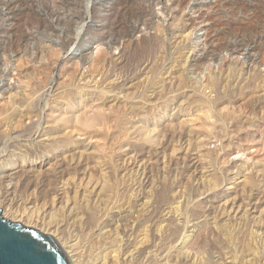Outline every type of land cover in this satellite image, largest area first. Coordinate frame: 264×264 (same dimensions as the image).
<instances>
[{"label":"rangeland","instance_id":"1","mask_svg":"<svg viewBox=\"0 0 264 264\" xmlns=\"http://www.w3.org/2000/svg\"><path fill=\"white\" fill-rule=\"evenodd\" d=\"M59 1L0 0V177L30 227L88 264H264V0Z\"/></svg>","mask_w":264,"mask_h":264},{"label":"bare ground","instance_id":"2","mask_svg":"<svg viewBox=\"0 0 264 264\" xmlns=\"http://www.w3.org/2000/svg\"><path fill=\"white\" fill-rule=\"evenodd\" d=\"M52 2H53V0H51ZM63 0H60L59 2H62ZM67 1H69V0H67ZM66 1V2H67ZM73 1V0H72ZM71 1V2H72ZM75 1V0H74ZM134 1V0H133ZM152 1V0H151ZM154 1V0H153ZM159 0H155V2L157 3ZM65 2V1H64ZM63 2V3H64ZM75 2H77V1H75ZM74 2V3H75ZM55 3V2H54ZM73 3V4H74ZM46 4H47V2H46ZM50 4V3H49ZM58 4H61V3H58ZM58 4H55L54 6H55V12L53 11V12H50V14L48 13V15L50 16V17H55V19L57 20V21H59L60 19H59V17H61V15H60V13L57 11L56 12V8H59L58 7ZM65 4V3H64ZM71 4V3H70ZM77 4V3H76ZM66 5V4H65ZM52 6V5H51ZM59 6H62V5H59ZM76 6V5H75ZM129 6V5H128ZM64 7V6H63ZM66 7V6H65ZM68 7V6H67ZM43 8H47L46 7V5L43 7ZM62 8V7H61ZM60 8V9H61ZM69 9L71 8L70 6L68 7ZM127 8V7H126ZM68 9V10H69ZM72 9V8H71ZM70 9V10H71ZM75 9H76V7H74V11H75ZM32 10V9H31ZM47 10V9H46ZM45 10V11H46ZM64 10V9H63ZM44 11V12H45ZM67 11V10H66ZM49 12V11H48ZM59 13V14H58ZM131 13V12H130ZM47 14V13H46ZM71 14H72V12H71ZM131 15V14H130ZM129 15V16H130ZM63 16V15H62ZM131 17V16H130ZM64 18V17H63ZM83 18V12L78 8L77 10H76V12H74V14H73V18L72 19H74L73 20V22H76L77 20H79V19H82ZM50 20V19H49ZM61 20H64V19H61ZM56 21V22H57ZM71 21V20H70ZM56 22H55V24H56ZM42 23H44V22H42ZM41 23V24H42ZM70 23V22H69ZM58 25V24H57ZM56 25V26H57ZM39 25H37V27H38ZM42 27H44L43 25H42ZM43 31V30H42ZM40 32V31H39ZM19 37V36H18ZM26 37V36H25ZM113 38V37H112ZM26 39H29V38H22V40H26ZM13 40V39H12ZM16 41H18V39H15ZM21 40V41H22ZM7 42H8V40H6ZM9 41H10V39H9ZM118 41V39L116 38V37H114L113 38V40H112V42H114V43H116ZM13 42H14V40H13ZM13 42H8L7 44L5 43V45L4 46H2V50H3V52H6V51H8V50H10L11 48H13V46H14V44H13ZM23 42V41H22ZM112 42H110V43H112ZM15 44H17L16 42H15ZM15 47H16V45H15ZM14 50V49H13ZM12 50V51H13ZM263 62V61H262ZM23 108V107H22ZM21 108V109H22ZM25 110V109H24ZM20 111V110H19ZM22 112V111H21ZM22 154V153H21ZM9 156V155H8ZM7 157V156H6ZM5 159V158H4ZM8 159V158H7ZM3 161V160H2ZM2 163V162H1ZM0 163V165L2 166V167H4V166H6V163H2L1 164ZM11 165V164H10ZM0 166V167H1ZM12 166V165H11ZM7 167V166H6ZM3 175V174H2ZM5 175V174H4ZM8 175V174H7ZM5 180V179H4ZM3 176H1L0 177V208H2V211H3V217H5V216H7V215H9V216H11L10 218V221L12 220V222H16V223H22V222H24V221H26L25 223L26 224H28V223H31V222H33V221H35L34 222V224L36 225V223H37V221H39L40 219H38V217H40V216H38V214L36 213V211H35V206H34V203H33V201L30 199H28V200H26V201H24L23 202V207L22 208H17V206L15 205V203L17 202V200L15 199V197H13L12 196V190L10 191V189H11V187L12 186H10V181L9 182H7V183H5L4 182V184H3ZM240 182V181H239ZM3 185V189L1 188V186ZM65 202V201H64ZM63 202V203H64ZM66 202H68L67 200H66ZM65 202V203H66ZM18 203V202H17ZM20 203V202H19ZM57 203V202H56ZM60 204V203H59ZM58 204V205H59ZM69 204V203H68ZM67 204V205H68ZM18 205V204H17ZM52 205H54V203H52ZM22 206V205H21ZM55 206H56V204H55ZM69 206V205H68ZM74 206V205H73ZM54 207V206H53ZM60 209V208H59ZM42 210V209H41ZM47 213H49V212H47ZM42 215H43V217L45 218V216H47V214L45 213V212H42L41 213ZM51 214V213H50ZM49 214V215H50ZM8 218V217H7ZM9 220V219H8ZM48 221V220H47ZM28 222V223H27ZM39 222H42V220L41 221H39ZM45 222V221H44ZM24 224V223H23ZM25 224V225H26ZM45 224V223H44ZM42 226H44L43 225V223L41 224ZM58 225H59V223H58ZM27 226H29V228H31L30 226H31V224H28ZM33 226V225H32ZM46 226V225H45ZM44 226V227H45ZM44 227H42V228H44ZM47 228L46 229H40V228H36L35 230H37V231H39L40 233H42V234H48V235H51L55 240H56V242L58 243V245L60 246V248L62 249V251L65 253V255H66V257H67V259L69 258V260L71 261V263L72 264H88L87 263V261L85 260V258H84V246L82 247L81 245H79V241H78V237H75L74 235V237H72V236H65V235H63L62 234V231H60V229H59V226H57V225H54V224H52V225H48L47 224V226H46ZM34 228H35V226H34ZM106 232L108 231V229L107 230H105ZM69 234V233H68ZM71 235V234H70ZM78 235V234H77ZM142 238V237H141ZM139 241H141V240H139ZM143 241H145L144 239H143ZM128 244V243H127ZM87 246V245H86ZM85 246V247H86ZM134 246V245H133ZM136 246V245H135ZM138 246V245H137ZM136 246V247H137ZM139 246H140V244H139ZM141 246H143L142 244H141ZM128 247V246H127ZM130 247V246H129ZM88 248V247H87ZM123 248V247H122ZM132 248V247H131ZM138 248V247H137ZM140 248V247H139ZM117 249V250H116ZM116 249H112V250H110V251H108V253H107V251H106V253H104V254H101V255H99V259H98V261H97V263L96 264H130V261L132 260V259H134L135 257H134V253L135 252H137V249H133V250H129V251H126V250H124V249H121V252L120 251H118V248H116ZM146 249V248H145ZM142 250V249H141ZM86 251V250H85ZM143 251V250H142ZM140 252V251H139ZM144 252H146V250L144 251ZM149 252L150 251H147L146 253H147V255L149 254ZM87 254H88V252H87ZM141 254V253H140ZM146 255V257L148 258V256ZM151 255V254H150ZM136 256V255H135ZM137 256H139V255H137ZM144 256V255H143ZM146 257H145V259H146ZM138 258V257H137ZM140 259L142 258V257H139ZM87 259V258H86ZM144 259V258H143ZM96 260V259H95ZM141 261V260H140ZM96 262V261H95ZM111 262V263H110ZM136 262V261H135ZM132 264V263H131ZM134 264V263H133Z\"/></svg>","mask_w":264,"mask_h":264},{"label":"water","instance_id":"3","mask_svg":"<svg viewBox=\"0 0 264 264\" xmlns=\"http://www.w3.org/2000/svg\"><path fill=\"white\" fill-rule=\"evenodd\" d=\"M0 264H69L56 240L3 217L0 208Z\"/></svg>","mask_w":264,"mask_h":264}]
</instances>
